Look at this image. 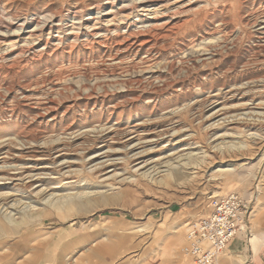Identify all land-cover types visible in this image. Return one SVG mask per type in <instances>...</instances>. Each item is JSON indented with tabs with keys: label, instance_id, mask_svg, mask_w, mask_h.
Masks as SVG:
<instances>
[{
	"label": "rangeland",
	"instance_id": "rangeland-1",
	"mask_svg": "<svg viewBox=\"0 0 264 264\" xmlns=\"http://www.w3.org/2000/svg\"><path fill=\"white\" fill-rule=\"evenodd\" d=\"M1 1L0 26L9 25V34L19 32V39L9 35L0 54L19 48L23 63L19 70L0 73V123L14 116L21 126H32L37 114L50 110L57 111V121L107 107L132 109L141 96L164 101L183 94L192 102L203 84L220 89L233 81L264 78V0H100V13L90 15L89 0H53L50 4L48 0H13L4 9L5 0ZM145 1L149 4L144 9L139 7L129 15L128 21L136 27L177 8L185 22L183 29L161 42L160 49L121 50L120 54L116 42L111 41L94 47L93 55L74 59L54 71L46 68L48 65H35L39 64L35 58L43 61L53 51L32 50L41 27L46 38L70 36L79 25L84 29L93 23L103 32L106 26L114 30L128 22L122 20V8ZM53 9L62 14L50 16ZM37 10L38 18L33 15ZM15 11L19 14L15 19L3 14ZM95 17H100V23L92 21ZM54 26L60 31H49ZM134 78L139 82L130 81ZM90 90L97 95L104 90L108 97L103 101L85 98ZM177 104L181 106L183 99ZM263 126L248 132L254 133L256 140L243 138L241 149L232 152L239 155L234 159L239 160V168L228 174L213 172L200 158L197 174L185 166L188 168L170 174L157 187L145 188V182L140 186L134 176H99L82 168L72 174L73 179L53 176L52 189L41 201L27 209L21 207L19 215L12 212L9 221L0 220V264H192L181 253L189 225L212 211V199L231 192L240 194L251 213L246 232L237 236L235 247L223 253L216 264H245L243 251L250 248L249 240L264 238Z\"/></svg>",
	"mask_w": 264,
	"mask_h": 264
},
{
	"label": "bare ground",
	"instance_id": "bare-ground-1",
	"mask_svg": "<svg viewBox=\"0 0 264 264\" xmlns=\"http://www.w3.org/2000/svg\"><path fill=\"white\" fill-rule=\"evenodd\" d=\"M52 1L48 0L49 4ZM158 1L160 0H149V3ZM1 2L0 0V4ZM11 2L13 3V0H5L1 8L4 9ZM100 2V0H89L88 15L93 11L100 13ZM147 3L148 1L139 5L135 3L122 8L120 13H123V22L128 21L129 15L133 14L132 11L139 7L144 9ZM113 6L114 3L110 5L112 8ZM60 9H53L55 11H52L50 16H60L62 14ZM38 10L33 15L37 16ZM177 10L162 12L160 17H155L154 20L138 27L136 23L129 21L125 22L122 28L114 27V30L106 26L104 32L93 23L92 26L84 25V29H80L83 25H79L78 31L70 36L61 34L46 38L41 35V27L37 35V44L32 50L41 51V53L49 49L53 51L47 54L43 61L40 60V56L38 60L35 58V63H39L35 65H48L46 68L54 71L56 67L59 68L63 64L70 65L74 59L80 60L93 55L94 47L111 43V41L116 42L120 54L121 50L123 52L133 50L138 53L146 48L152 51L154 48H159L168 35L174 34L176 30L183 29L185 26V22H181L182 13ZM17 12L3 14L15 19L19 17ZM92 21L100 23L101 20L100 17H95ZM38 22H35L36 26L39 25ZM0 23H3L2 19ZM10 30L7 24L0 26V51L1 46L7 42V37L15 36L16 40L19 39V32L17 35H10ZM16 30H19L18 26ZM53 30L60 31V28L55 26L49 28V31ZM12 47L9 46V49ZM114 50H116L114 54L117 55L119 51L115 48ZM19 56H21L19 48H16L15 52L0 54V73L3 71L9 73L17 69L19 64L23 63L19 61ZM100 57H103V54ZM115 58L117 57H112L114 61ZM170 67L173 68L171 65ZM263 79L244 83H241V80L240 82L232 80L233 82L220 89L207 88L208 85L203 84L199 87L201 93L192 102H189L183 94H177L173 100L164 101L141 96L137 99L139 104L132 109H122L118 106L107 107L101 112L85 115L79 113L71 115L68 119L66 118L67 120L57 121L55 120L57 111L50 110L37 114L36 124L32 126L30 124L21 126L16 120L18 118L13 120L14 116L1 121L0 220L9 221L14 215L21 213V207L26 208L31 203L41 201L40 199L52 189L50 181L54 179L53 176L68 180L81 168L94 171L99 176L110 174V177L134 176L138 179L140 186L141 182H145V188L157 187L170 174L180 172L185 166L197 174L201 168L200 158L204 159L215 173L233 172L239 168L237 165L239 160H234L239 155H233L232 152L241 149L240 144L245 142L242 141L243 138L256 140L257 136L248 132L264 124ZM130 81L139 82L135 78ZM101 91L98 93L101 95H97L90 90L85 98L103 101L108 95L104 93V90ZM178 97L183 99L181 106L177 104ZM191 162L195 164L191 166ZM12 212L15 214H11Z\"/></svg>",
	"mask_w": 264,
	"mask_h": 264
},
{
	"label": "built area",
	"instance_id": "built-area-1",
	"mask_svg": "<svg viewBox=\"0 0 264 264\" xmlns=\"http://www.w3.org/2000/svg\"><path fill=\"white\" fill-rule=\"evenodd\" d=\"M212 211L187 229L181 253L192 264H216L240 233L246 232L251 210L237 192L211 200Z\"/></svg>",
	"mask_w": 264,
	"mask_h": 264
},
{
	"label": "crops",
	"instance_id": "crops-1",
	"mask_svg": "<svg viewBox=\"0 0 264 264\" xmlns=\"http://www.w3.org/2000/svg\"><path fill=\"white\" fill-rule=\"evenodd\" d=\"M261 239L254 237L249 240L252 243L250 248L247 251H243L245 264H264V238ZM236 242L237 240H234L229 246V249L235 247Z\"/></svg>",
	"mask_w": 264,
	"mask_h": 264
}]
</instances>
